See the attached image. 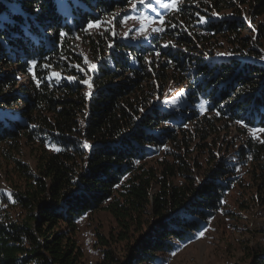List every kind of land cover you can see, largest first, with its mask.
<instances>
[{
    "label": "trees",
    "instance_id": "trees-1",
    "mask_svg": "<svg viewBox=\"0 0 264 264\" xmlns=\"http://www.w3.org/2000/svg\"><path fill=\"white\" fill-rule=\"evenodd\" d=\"M51 1L0 0V63H15L10 72L0 69V182L7 187L0 194V264H88L79 220L99 210L113 224L106 236L95 232L101 254L95 264H158L173 239H194L231 182L224 157L214 166L208 162L198 181L193 139L219 135L217 127L246 132L238 121L264 129V64L258 61L264 57V0L249 5L255 23L248 35L232 0H186L163 19L179 33L176 46L168 40L155 47L129 45V58L126 45L114 47L112 66L103 60L89 95L78 85L49 81L50 67L59 68L62 56L79 60L69 44L81 33L72 4ZM96 1H75L91 23L102 13V6L97 14L90 9ZM147 6L141 15L149 13ZM226 7L234 15L197 22L200 14ZM39 27L53 28V35ZM110 38L93 32L85 43L103 58ZM220 38L228 58L209 59L224 47ZM19 73L28 76L23 84ZM191 75L197 79L185 97L194 105L206 99L208 106L181 113L160 107L172 91L167 82ZM19 101L29 108L14 110ZM259 136L247 137L236 161H251L248 171L264 198V132ZM174 144L177 150L169 152ZM263 254L255 259L262 261Z\"/></svg>",
    "mask_w": 264,
    "mask_h": 264
},
{
    "label": "rangeland",
    "instance_id": "rangeland-1",
    "mask_svg": "<svg viewBox=\"0 0 264 264\" xmlns=\"http://www.w3.org/2000/svg\"><path fill=\"white\" fill-rule=\"evenodd\" d=\"M57 1L55 0V2ZM75 1L61 0L66 6L68 3L72 4L73 10H77L76 17L81 20H78L77 28L81 33L84 32V35L82 36L80 33L74 36L72 43L69 44V46L72 45L71 55L73 58L77 57L79 60L73 62L70 56H62V63L57 61L60 63L59 68L50 67L49 81L51 80L55 83L59 81L66 82L72 86L78 85L81 88L80 92L89 95L93 91L92 87L95 86L94 76L100 71L101 64L104 62L103 60L109 63V66H112L111 56L113 55L112 51L114 47L121 51L123 49L122 45H126L125 51L127 55H124L128 56L130 54L129 47H131L129 45L144 46L145 44H151L153 45L152 47H155V43L165 45L168 40L176 46L175 42H179L177 41L179 40L177 37L179 33H174L172 28H168L170 26L169 23H163V19L168 14V11L175 12L177 6L186 2V0H176L175 8L161 6V4H171L172 0H160V2H157V0H124L122 3L115 0L112 5H110L111 3L104 5V0H99L100 2L96 1L90 9L94 14H97L98 10L96 8L102 6V13H98L96 16L100 17V21L92 23L88 21L89 19L85 18L86 14H88L85 13L86 10L84 12L81 9L79 10ZM51 2V4L56 5L54 0ZM155 2L156 6H154ZM232 2L235 12L240 13V16H242L247 24L242 32L243 35L250 34L251 30L254 31L253 23H255L252 21L254 17L252 15V8H250L253 6V1L232 0ZM143 4L148 5L147 7L149 8V13L146 16L140 13ZM246 7L250 9L248 10ZM234 9L226 7L221 10V13H218L214 9L211 15L200 14L197 22L200 21L201 17L204 18V22H199L201 25L206 23L209 18L219 19L223 12L234 15ZM25 17L28 18L29 16L25 15ZM52 29L51 27H39L41 33L49 36L53 35ZM170 30L171 33L169 32ZM93 32L100 34L108 32L110 34L111 38L108 40V47L103 58H100L98 55L94 56L85 43L86 36ZM216 41L224 47H217L215 49L216 53L213 56L212 54L206 56L209 59H227L229 55L225 51L226 41L223 38ZM258 61L264 64V57L259 58ZM32 63V61H29V64ZM3 65V63H0V69L4 72H10L11 67L15 63L10 65L11 67H3ZM75 65H79L83 71L78 70ZM93 65H95L94 69L92 68ZM65 66H67V69H65ZM53 73L59 74L60 78L57 79ZM27 77L19 73V83H25ZM69 77H74L75 79L70 80ZM195 79L197 78L191 75L179 84L172 80L167 82V90L171 89L172 91L171 93L167 91L164 93L159 106L162 108L166 107L169 112L176 110L177 113L183 112L184 108L190 112L196 106H208V100L206 99H202L197 105H194L185 97L188 92L186 86L194 83ZM84 81H87V83ZM12 108L14 110L29 108V103L19 101ZM189 112L186 113L188 114ZM240 125L248 131L245 129L246 132H244L234 126L226 127L224 130L221 127H217L219 135L207 136L205 134L207 137L199 135L193 139L190 156L198 158L199 172L201 173V175L199 173L197 176L198 181H202L201 176L206 168H209L208 162L214 166L215 163L220 161L221 157H224L225 165L231 168L230 173L227 174L231 178V182L227 190L222 191L219 208L203 224L194 239L181 242L173 239L172 247L161 255L163 261L158 264H264V254L262 261L258 262V259H255L256 254L264 252V198L258 190L260 181L255 174L248 171L251 161L247 163L245 161L240 163L236 161L237 150L240 145H245L247 137L248 139L256 140L260 136L259 131L254 129L253 126L251 128L242 123ZM160 126H165V123H161ZM167 147H169V152L177 150L175 144L172 146L168 145ZM24 154L26 160L31 159V155L28 152H24ZM194 171L198 172V169L195 168ZM194 175L196 176L197 174L195 173ZM6 192L7 187L2 180L0 182V194ZM112 224L113 220L111 216L103 210H99L91 215V217L86 216L79 220L78 239L86 250L87 258L89 259L88 264H95L101 257L98 250L99 247L94 245L96 240L95 232H101V234L106 236ZM90 250L92 251L91 255L88 254V252H91ZM175 250H178V252L176 253Z\"/></svg>",
    "mask_w": 264,
    "mask_h": 264
},
{
    "label": "snow or ice",
    "instance_id": "snow-or-ice-1",
    "mask_svg": "<svg viewBox=\"0 0 264 264\" xmlns=\"http://www.w3.org/2000/svg\"><path fill=\"white\" fill-rule=\"evenodd\" d=\"M157 2H160V0H157ZM161 6H162V7H169V6H171V7L175 8V7H176V0H172V3H171V4H161ZM200 22H204V18H203V17H201ZM62 35H63V33H62ZM33 63H34V62H33ZM75 67H76L78 70L83 71V69H81L79 65H75ZM92 68L94 69V68H95V65H93ZM53 75H54L57 79L60 78V77H59V74H57V73H53ZM69 79L72 80V79H75V78H74V77H69ZM84 82L87 83V81H84ZM238 123H242V122L238 121ZM259 131L264 132V129H260ZM84 147H88V145L85 144ZM56 150L59 151V149H56ZM9 198H10V195H9ZM201 235H203V233H201Z\"/></svg>",
    "mask_w": 264,
    "mask_h": 264
},
{
    "label": "bare ground",
    "instance_id": "bare-ground-1",
    "mask_svg": "<svg viewBox=\"0 0 264 264\" xmlns=\"http://www.w3.org/2000/svg\"><path fill=\"white\" fill-rule=\"evenodd\" d=\"M175 252L177 253V252H178V250H175Z\"/></svg>",
    "mask_w": 264,
    "mask_h": 264
}]
</instances>
